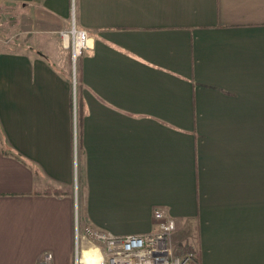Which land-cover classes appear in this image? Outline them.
<instances>
[{
    "label": "crops",
    "instance_id": "0c3cea01",
    "mask_svg": "<svg viewBox=\"0 0 264 264\" xmlns=\"http://www.w3.org/2000/svg\"><path fill=\"white\" fill-rule=\"evenodd\" d=\"M0 35V264L156 210L196 264H264V0H0Z\"/></svg>",
    "mask_w": 264,
    "mask_h": 264
},
{
    "label": "built area",
    "instance_id": "2783aa9c",
    "mask_svg": "<svg viewBox=\"0 0 264 264\" xmlns=\"http://www.w3.org/2000/svg\"><path fill=\"white\" fill-rule=\"evenodd\" d=\"M59 35L63 47L70 52L74 73L79 58L84 50L90 48V36L87 31L78 29L73 24L69 29L61 30ZM154 231L147 234L115 237L101 230L85 228L82 235L97 243L100 248L93 249L99 255L97 264H195L196 251L188 252L183 256L175 255L171 245V237L176 231V222L162 211L154 214ZM79 239V232H76ZM53 257L46 254L40 264H52ZM76 264H89L79 261Z\"/></svg>",
    "mask_w": 264,
    "mask_h": 264
},
{
    "label": "rangeland",
    "instance_id": "374dc122",
    "mask_svg": "<svg viewBox=\"0 0 264 264\" xmlns=\"http://www.w3.org/2000/svg\"><path fill=\"white\" fill-rule=\"evenodd\" d=\"M5 40H6V36L5 35H0V43L1 44H4L5 43ZM4 48V47H3ZM72 69H73V66H72ZM73 72H74V70H73ZM156 211H161V210H156ZM155 211V212H156ZM163 212V211H162ZM155 214V213H154ZM81 225L78 227V225H77V230H78V232H79V239L77 240V242H76V251H75V256H76V262L74 263V264H76L77 263V258L79 259V261H82V259H83V255H84V253H85V261H86V259L88 258V252H84L83 253V248H82V246L84 245V242H83V238H84V236L82 235V229H81ZM176 228H177V226H176ZM174 234V233H173ZM173 235H172V237H171V240H173ZM87 243V248H85V249H91V250H93V249H96V248H100V250L102 251V252H104V250L101 248V246L99 245V244H97V243H94L93 241H87L86 242ZM86 245V244H85ZM86 247V246H85ZM195 249L193 246H191V245H186V246H184V247H182V248H174V252H175V255H180V256H183V255H185L186 253H188V252H193L192 251V249ZM195 251V250H194ZM87 255V256H86ZM196 262H197V257L195 258V264H196Z\"/></svg>",
    "mask_w": 264,
    "mask_h": 264
},
{
    "label": "bare ground",
    "instance_id": "6f19581e",
    "mask_svg": "<svg viewBox=\"0 0 264 264\" xmlns=\"http://www.w3.org/2000/svg\"><path fill=\"white\" fill-rule=\"evenodd\" d=\"M96 252L97 251H94V250L88 251V258L86 259V262H88L89 264H97L99 255L98 254L96 255ZM82 257H83V260L85 261L84 256Z\"/></svg>",
    "mask_w": 264,
    "mask_h": 264
}]
</instances>
